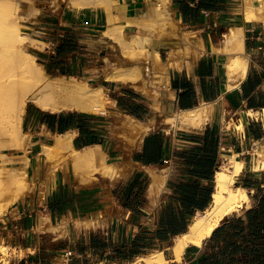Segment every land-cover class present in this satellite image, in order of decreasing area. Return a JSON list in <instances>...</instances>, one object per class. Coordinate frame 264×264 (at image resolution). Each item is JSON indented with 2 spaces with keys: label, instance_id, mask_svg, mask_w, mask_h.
Returning a JSON list of instances; mask_svg holds the SVG:
<instances>
[{
  "label": "crops",
  "instance_id": "0c3cea01",
  "mask_svg": "<svg viewBox=\"0 0 264 264\" xmlns=\"http://www.w3.org/2000/svg\"><path fill=\"white\" fill-rule=\"evenodd\" d=\"M244 4L243 0H171L174 21L193 34L199 44L192 41L188 56L176 54L179 68L167 65V78L158 86V99L131 84L108 80L104 73L95 74L97 65L91 57L103 53L102 46L112 44L102 35L107 27L103 11L63 5L56 15H49V30L57 31L53 39L42 41L53 60V74L49 76H74L101 88L104 106L95 112H52L32 102L26 105L21 129L29 136L27 176L32 194L20 199L13 217L18 219L9 226L12 233L22 235L21 242L10 240L1 221L0 244L34 254L35 234L48 232L57 239L63 232L65 240L71 231L85 236L97 232L118 245L138 238L143 252L140 255L169 252L173 238L186 232L195 214L209 206L215 172L233 154L244 162L236 185L246 190L249 200L231 215L244 218L249 210L263 212L264 23L246 20ZM146 11L145 0H126L114 15L126 36L142 35L145 28L126 26V20L146 19ZM232 28L242 29L248 67L245 77L230 88L226 70L229 54L216 49L222 48L223 35ZM64 45L68 46L64 49ZM201 104L213 106L209 120L201 127L186 128L164 121ZM230 121L241 123L242 128L225 129L224 123ZM130 123L138 125L137 135L127 130ZM66 133L71 135L75 150L98 147L106 163L115 167V174L95 173L88 180L83 172L76 175L70 162L52 167L43 147L54 146ZM256 165L263 167L255 170ZM50 169L52 177L46 176ZM164 174L162 191L158 197H150L152 177ZM64 196L67 201L59 210L48 208L52 200ZM120 226L128 229L130 238L115 242L114 229L119 234ZM53 227L59 228L53 231ZM192 247H187L183 256ZM72 260L79 263L74 257ZM167 262L176 261L170 257Z\"/></svg>",
  "mask_w": 264,
  "mask_h": 264
},
{
  "label": "bare ground",
  "instance_id": "6f19581e",
  "mask_svg": "<svg viewBox=\"0 0 264 264\" xmlns=\"http://www.w3.org/2000/svg\"><path fill=\"white\" fill-rule=\"evenodd\" d=\"M6 1L21 2L23 0ZM125 1L67 0L73 8L101 9L106 15L107 27L102 35L112 41L110 46L114 50V54L118 53L117 55L122 58L121 63L110 62L111 74H106V79L131 84L153 99H158V86L166 81L167 65L180 67L179 61L175 62L177 53H172L166 59V62H163L157 50L144 41L145 36L138 34L126 36L123 33V26L117 24L119 18L114 15L117 6ZM243 1L245 3V19L262 20L264 23V0ZM3 11L4 7L0 5V125L3 128L0 133V171H6L9 176H0V216L10 205L32 189V184L26 180L28 157L25 155H7L3 151L16 150L23 152L29 144V136L25 132H20V138H17L15 132H13L15 124L22 121L26 100L34 103L42 110L52 112H58L62 109L95 112L104 106V96L101 88H94L86 81L76 79L74 76L65 77L63 75L62 77L52 78L46 75L42 65L35 63L33 56L29 53L25 54L23 52V47L29 36L22 35L17 25L6 22V15ZM165 12L171 19L169 11ZM126 24V26L132 25L136 28H145V24L135 19L126 20ZM223 37L222 48L215 49L229 54L226 70L229 87L233 88L245 77L248 67L247 59L243 56L242 29L232 28ZM179 38L186 41L189 37L181 35ZM192 41L199 44L194 36ZM190 49L189 51H191ZM108 61L109 59L106 56L102 57V62ZM212 104H201L197 108L166 117L164 121L170 125H181L186 128L201 127L211 116ZM249 114L253 115V112H249ZM136 127L138 128V125L134 126L130 123L127 130L130 129L128 131L135 134L139 131ZM234 127L241 129L242 124H234ZM144 130H142V133ZM71 139V135L66 133V135L57 138L54 146L43 147V154L46 159H51L54 154H63L65 161L72 164L76 175L82 174L84 165L91 167L94 173H100L104 176L115 174V167L106 163L105 154L98 147L75 150L70 143ZM237 156V154L229 156L226 163L221 164L222 166L215 172L214 191L209 206L204 211L195 214L186 232L173 238L169 249L172 252L174 261L181 260L187 247H200L225 216L239 211L248 202L249 198L246 190L236 185V180L244 169V162L239 160ZM262 167L263 165H256L254 169L258 170ZM165 178V174L152 177V183L148 188L150 197H158L164 187ZM88 224H91V222H88ZM58 228L53 227L52 230L56 231ZM59 237H64L63 232ZM132 262L134 264H165L166 258L163 251H154L140 255Z\"/></svg>",
  "mask_w": 264,
  "mask_h": 264
},
{
  "label": "rangeland",
  "instance_id": "374dc122",
  "mask_svg": "<svg viewBox=\"0 0 264 264\" xmlns=\"http://www.w3.org/2000/svg\"><path fill=\"white\" fill-rule=\"evenodd\" d=\"M145 3H146L147 11L144 14V16H146L145 17L146 19H135L145 24V31L142 34V36L146 37L144 41L149 43L153 49L157 50L158 54L162 58V61H164L165 58L167 59L169 56H171L172 53L188 56L191 52L189 51L190 49L189 46L193 44L192 37L194 35L185 32L184 29L174 21L172 9H171V0H145ZM0 5L4 7L3 13L4 15H6V22L17 25L20 28L22 35L29 36V38L26 41L27 43L23 47V52L25 54L29 53L31 56H33L35 63L40 64L39 61L41 62L47 61L48 60L47 55H49V53L44 51L46 44L42 41L53 39L57 32V31L51 32L49 30L50 28L48 24L50 23L49 15L58 13V11H60L63 5H69L67 0H23L21 2H10L6 0H0ZM99 10L102 11L101 9ZM167 10L170 13L171 19L169 16L166 15L165 11ZM55 17L58 19L60 18V16H55ZM181 35H184L189 38H187L186 41L182 40L181 38H179ZM102 49H103V53H99V55H95L94 57H91V59L94 62H96L97 65L94 70L96 75H98L100 72L104 74H111L110 62L115 61L117 63H121L122 60V58L119 55H117L118 53L114 54V50H112L110 45L102 46ZM103 56H106L109 59V61L102 62ZM42 67L44 69V73L48 75L43 65ZM28 103H30V101L26 100V105ZM234 124L236 123L232 121H230V123L225 122L224 123L225 129L236 130ZM2 131L3 128L0 125V133ZM21 131H22L21 122L16 123L13 132H15L17 138L21 137V133H20ZM28 146L29 144L27 145L25 151L23 152H19L16 150H12V151L3 150V151L7 155H17V156L25 155L27 157ZM50 161L52 162V167L58 166L60 163L65 162V157L63 156V154H54L52 155ZM82 172L85 175V178L88 180L93 179L95 175L93 169L85 165L82 168ZM4 175L9 176V174L6 171H0V176L3 177ZM46 176L52 177L53 172L52 171L48 172ZM26 180L29 183H31L30 179H28L27 176V169H26ZM29 192L32 194V189L30 191H27L16 202L10 205L0 216V223H2L1 221H4L3 225L7 226V230L5 231L8 232V235H10L11 241L16 240V242L19 243L23 238L21 234L12 233L9 229V226L10 224H14L17 221L18 218H16V220H13V217L17 215L16 206L19 204L20 199L24 198ZM26 208L27 206L25 205L24 209ZM239 211H235L233 213H237ZM114 230L115 232L113 234V240L115 242L127 241L130 238V236L127 235L126 233L128 229H126L125 226L122 227L120 226L119 234L116 231V229ZM42 234L48 235L50 244L56 242H65L67 244L65 251L72 252L70 256H66L64 254V251L56 252V255L51 258L52 260L51 264H74L73 262L74 260H72L73 257L74 259H78L80 264H112L107 261H99L93 258V256L89 252L83 255H79L78 253L74 252V250L72 249V245H76V243L80 240V238L84 237L85 235H77L76 233L71 231L69 236L65 240H63V238L53 239L54 237L51 233L45 232L34 235L37 241H39L38 236ZM85 234H87V232ZM32 235L33 234H30L29 237H31ZM29 255H33V252H29V251L24 252L20 249L16 251L15 249H10L4 243L0 244V264H9L11 261L18 262L20 260H25L28 258ZM164 256L166 259L172 257L171 251L165 252ZM134 259L132 261H134ZM132 261L125 262L122 264H134ZM171 263L172 262H167L165 264H171ZM177 263L185 264L183 255L181 260L178 261Z\"/></svg>",
  "mask_w": 264,
  "mask_h": 264
},
{
  "label": "trees",
  "instance_id": "16d2710c",
  "mask_svg": "<svg viewBox=\"0 0 264 264\" xmlns=\"http://www.w3.org/2000/svg\"><path fill=\"white\" fill-rule=\"evenodd\" d=\"M66 46L68 45H64V49ZM51 58L52 56L47 55V61H39L48 76L53 74ZM66 201L67 196L52 200V205L50 204L48 208L52 211L59 210ZM229 215L223 218L200 247L188 249L184 255L185 264H264V211L259 213L249 210L244 218ZM38 238L39 241L35 236L32 239V246L37 248L33 255L18 262L11 261L9 264H51V258L56 252L66 249L65 242L50 244L47 234L39 235ZM139 241L136 238L129 244L118 245L110 239L106 240L100 233L90 232L81 237L76 245H72V249L80 255L89 252L99 261L122 264L143 254Z\"/></svg>",
  "mask_w": 264,
  "mask_h": 264
},
{
  "label": "built area",
  "instance_id": "2783aa9c",
  "mask_svg": "<svg viewBox=\"0 0 264 264\" xmlns=\"http://www.w3.org/2000/svg\"><path fill=\"white\" fill-rule=\"evenodd\" d=\"M64 254H65L66 256H70V255L72 254V252H71V251H64Z\"/></svg>",
  "mask_w": 264,
  "mask_h": 264
}]
</instances>
